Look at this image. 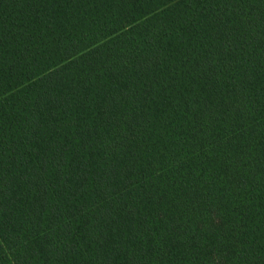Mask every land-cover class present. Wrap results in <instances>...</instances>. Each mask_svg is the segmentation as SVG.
<instances>
[{
  "label": "trees",
  "instance_id": "1",
  "mask_svg": "<svg viewBox=\"0 0 264 264\" xmlns=\"http://www.w3.org/2000/svg\"><path fill=\"white\" fill-rule=\"evenodd\" d=\"M0 264H264V0H0Z\"/></svg>",
  "mask_w": 264,
  "mask_h": 264
}]
</instances>
